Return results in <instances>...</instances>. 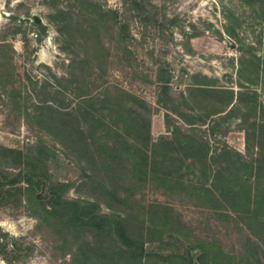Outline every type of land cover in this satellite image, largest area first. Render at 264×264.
I'll list each match as a JSON object with an SVG mask.
<instances>
[{"label": "trees", "instance_id": "1", "mask_svg": "<svg viewBox=\"0 0 264 264\" xmlns=\"http://www.w3.org/2000/svg\"><path fill=\"white\" fill-rule=\"evenodd\" d=\"M257 1L264 15V0ZM49 2L52 21L64 42L78 46L83 38L93 46L91 54L80 60L79 53L74 57L75 69L91 70L90 80L85 73L74 72L68 82L77 83L81 76L86 87L96 83V89L105 91L94 96L88 86L76 93L80 98L76 106L48 105L61 144L79 161L83 173L79 185L89 193L88 197L69 196L71 184L62 179L66 171L62 152L40 139L27 144L26 151L0 145V159L14 162V170L0 168V205L13 196L24 198L40 224L52 228L59 241L75 250L74 264H264V107L258 123L248 131L243 154L212 138L247 93L212 87L204 77L176 98L171 78L158 73V102L166 110L170 135L153 141L151 110L145 101L124 90L114 93L106 73H94L107 60L102 32L112 29L128 52L127 40L133 37L127 12L158 28L182 26L179 17L160 16L148 0H123L124 13L98 0ZM235 20L226 27L233 36ZM34 24L41 40L48 27L36 19ZM180 30L188 42L196 36ZM250 61L264 67V51L254 53ZM62 92L57 94L64 100L66 91ZM118 121L124 130L117 128ZM152 187L167 196L185 193L196 206L213 210L242 233L243 248L230 252L216 237L193 234L170 203H145L138 195ZM23 238L0 231V256L7 264H27L34 244H25Z\"/></svg>", "mask_w": 264, "mask_h": 264}, {"label": "rangeland", "instance_id": "2", "mask_svg": "<svg viewBox=\"0 0 264 264\" xmlns=\"http://www.w3.org/2000/svg\"><path fill=\"white\" fill-rule=\"evenodd\" d=\"M49 1L0 0V145L26 151L27 144L44 139L62 152L66 163L62 179L71 184L69 196L88 197L89 190L79 185L83 175L79 161L74 154L66 153V147L61 144L58 132L52 126L54 119L49 115L48 105L61 109L80 102L76 93L88 90L90 82L86 87L81 76L77 83L70 84L68 79L72 80L75 72L85 73L86 80H90L87 73L91 70L75 69L74 57L79 53L77 60H80L87 53L91 54L93 46L83 38H79L78 46L74 42L71 45L64 42L52 21ZM98 1L106 8L125 12L123 0ZM148 1L156 5L160 16L179 17L182 26L166 24L158 28L139 15L127 12L133 37L127 40L130 51L124 50L112 29L103 30L102 40L108 48L107 60L94 73H106L114 93L124 90L145 101L151 110V137L156 142L170 135L166 110L158 102L161 86L158 73H166L171 78L170 85L176 98L181 92L186 94L191 84L204 80V77H208L212 87L247 93L245 101L236 104L237 109L221 121L216 137L212 138L215 143L226 141L246 154L248 131L252 130L254 123H258L264 107V67L257 68L250 61L254 53L264 51V15L259 2ZM35 19L48 27L41 40ZM234 19L236 36L226 31ZM181 28L196 36L188 42ZM75 33L78 35L77 31ZM95 85L90 84L89 90L94 96H103L104 87L96 89ZM58 91H66L64 100L60 93L57 94ZM175 119L177 121L178 118L174 117V123ZM205 127L203 129H208ZM117 128L124 130L120 121ZM208 136L211 137L210 134ZM80 158L85 165V158ZM13 163L2 158L0 168L14 170ZM138 196L147 204L157 201L174 205L192 228L193 234L216 237L227 251L236 252L243 248L242 233L215 215L213 210L196 206V202L185 193L182 196H167L152 187L140 191ZM101 204L108 209L106 203ZM0 231L8 232L12 237H24L25 244H34L27 264H74L75 250L59 241L52 228L40 224L24 198L21 200L13 196L0 205ZM0 264H7L1 256Z\"/></svg>", "mask_w": 264, "mask_h": 264}]
</instances>
